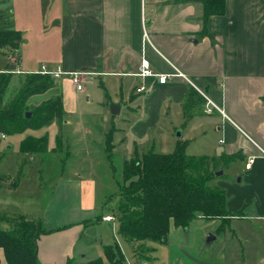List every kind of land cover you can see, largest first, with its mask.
Listing matches in <instances>:
<instances>
[{
    "label": "crops",
    "instance_id": "obj_1",
    "mask_svg": "<svg viewBox=\"0 0 264 264\" xmlns=\"http://www.w3.org/2000/svg\"><path fill=\"white\" fill-rule=\"evenodd\" d=\"M39 2L44 26L36 32L32 54L30 50L26 58H19L18 71L13 72L35 73L23 70L22 65L31 68L46 62L50 71L87 74L83 79L88 87L84 85L83 93L75 92L71 80L64 79L68 76L55 79L65 117L61 127L71 126L72 120L82 122L80 110L93 104L91 91L98 90V101H93L100 107L97 115L103 124L104 144L106 135L114 130L112 152L122 155L124 161L135 152L172 153L179 142L185 143L186 152L193 137L213 132V144L202 142L200 146L209 149L212 158L234 166L237 181L231 179L224 186L220 180L217 186L227 188V210L241 213L222 232L225 249L216 264H264V0H225V13L206 22L201 5L183 0ZM46 20L54 26L55 43L47 41L53 30ZM142 59L154 74L178 71L187 79L173 77L164 85L156 78L142 79L137 76ZM141 85L145 90L137 93ZM200 93L221 113L207 114ZM81 94L85 100L79 98ZM189 97L193 98L187 102ZM197 104L200 109L195 108ZM112 106L118 108L117 114ZM177 131L180 139L175 138ZM87 134L82 126L80 144L72 145L74 151L82 149ZM67 146L70 150L71 145ZM62 149L63 144L54 153ZM75 152L87 154V150ZM78 170L76 164L66 179L60 178L53 208L41 216L31 213L40 212L35 203L28 213L20 208L21 180L0 184V214L39 218L53 230L37 241L39 264H65L68 260L111 264L105 248L113 247L108 228L115 221L104 218L113 215L87 204L92 180L83 179ZM120 242L132 256L131 245L121 238ZM129 260L125 259L134 262ZM155 262L159 263L156 258ZM0 264H6L2 253Z\"/></svg>",
    "mask_w": 264,
    "mask_h": 264
},
{
    "label": "trees",
    "instance_id": "obj_2",
    "mask_svg": "<svg viewBox=\"0 0 264 264\" xmlns=\"http://www.w3.org/2000/svg\"><path fill=\"white\" fill-rule=\"evenodd\" d=\"M186 4H199L203 9L202 19L225 13V0H183ZM22 44L19 31L0 30V53L9 51L13 60L8 68L0 72V134L11 136L27 130L37 131L64 121L61 96L42 102L33 110L27 103L30 98L56 90L55 80L39 73L19 74V86L13 91L11 100L3 105L2 98L12 84L14 68L19 64L18 51ZM26 75V76H24ZM18 89V90H17ZM193 97H189L191 101ZM29 113L30 117H26ZM111 130L105 138V153L112 163L113 145ZM62 148L60 134L56 137L53 152ZM185 143H178L172 153H134L124 161L118 178V202L113 211L117 233L127 244L145 241L166 243L169 227L187 229L196 220L219 221L218 230L223 232L228 221L240 216L226 208L225 191L217 186L215 171L225 170L228 162L222 158L194 157L185 152ZM20 152L26 155L49 152L48 137L27 136L20 142ZM218 164L222 167L218 168ZM216 165L217 167H215ZM225 166V167H224ZM13 223L11 230H0V253L6 264H39L37 241L53 232L41 220L25 217L8 219ZM154 253L155 249L149 251ZM105 256L111 264H124V256L117 244L105 248ZM65 264H74L68 260Z\"/></svg>",
    "mask_w": 264,
    "mask_h": 264
},
{
    "label": "rangeland",
    "instance_id": "obj_3",
    "mask_svg": "<svg viewBox=\"0 0 264 264\" xmlns=\"http://www.w3.org/2000/svg\"><path fill=\"white\" fill-rule=\"evenodd\" d=\"M43 20L39 0H0V30L19 31L22 34V47L18 53L21 59L24 57L26 58L30 50H32V54L33 49L31 48L33 46V40L37 37V30L40 29L42 25L44 26ZM46 22L47 24L49 23V27L53 30L50 33L51 38L47 41H54L53 43H55L57 36L54 34V26H52V23L48 20L45 21V24ZM23 41H26V43H23ZM12 60L13 58L9 51H5L3 54L0 53V72L8 68ZM42 63L49 67L46 62ZM42 63L37 62V64L30 66L31 68H28L26 63V65H22V69H31V72L35 71L36 73L39 71ZM16 68L17 67L14 68L15 72L18 71ZM49 68H51V66ZM14 74L12 84L6 90L2 98L3 105L9 103L13 91L19 86L20 78H23V76L20 77L21 75L17 73ZM64 79L71 80L69 78ZM57 84L59 86V82ZM84 85L85 87L87 86L86 84ZM94 90L95 91H91L90 95V101H92L93 104L87 107L83 105L80 110L84 117L82 122L72 120V125L64 128L61 127V123L54 121L49 127L37 131L27 130L22 134L6 136V138L0 139V184L3 182L15 183L18 180L23 182L21 188L18 190V198L21 202L25 203L23 205L20 202V208L26 211V213L31 211V203H35L40 210V212L32 211V215L41 216L47 208H49L50 212L53 208V195L57 192L60 178L66 179L72 166L77 164L79 169L77 174L82 175L83 179L89 178L92 180L91 184H89L92 196H88L89 202L87 204L90 206L95 205L103 214L113 215V211L119 199L116 180L120 178L124 157L112 152V163H110L106 157L103 134L100 133L103 124L97 115L100 107L95 104L98 101L99 91L96 89ZM56 95L57 91L51 90L42 95L34 96L29 99L27 108L33 110L34 107L54 98ZM80 96L79 98L85 100L84 94ZM195 108L200 109V106L197 104ZM63 120H65V117ZM82 126L83 129L87 130L88 134L83 141L84 146L82 149L75 151L87 150V154H83L82 152L76 153L72 149V145L80 144L77 139L81 136ZM59 134L63 142V149L61 153H54L53 148L56 146V137ZM27 136L35 138L47 136L49 152L33 155L21 153L20 142ZM213 136L212 132V134L209 133L206 136L193 137L191 146L187 149L186 154L194 157L204 156L212 158L213 156L211 152H209L210 150H205L200 144H202V142L213 144ZM68 143L69 146L71 145L70 150L67 148ZM50 150L52 151L50 152ZM221 150H223V148H221ZM69 151L72 152V154H69ZM214 166L217 167L216 165ZM221 167L222 166L218 164V168ZM223 171V176L217 179V182L221 180L223 182L222 184L227 186L229 180L233 179L237 181L239 176H236V178L233 177L234 166L228 165ZM8 175L11 176L8 177ZM226 189L227 188L224 189L225 194L227 191ZM22 197L27 201L24 202ZM30 198L31 200H29ZM0 216H3V214H0ZM8 219L12 220L15 218L10 217ZM36 219L40 220L39 218ZM111 225L112 228H108L111 244L113 246H115L116 242L119 244L121 252L127 261H130L129 257L134 259L133 263H127L124 259V264H156L155 258L159 262L157 264H199V262L216 264L219 261L222 251L225 249V245L221 244L223 233L218 230L220 223L217 221L207 222L204 220H196L187 229L177 228L170 224L166 243L145 241L143 245L134 244L129 246L133 253L132 257L127 247L122 245L121 242L119 243L120 238L117 233V223L112 222L110 226ZM12 227V221L0 219V230L8 231L11 230ZM210 236L214 239H211L210 242L207 243ZM153 248H155V252L150 253L149 251ZM222 248L224 249L222 250ZM92 264L98 263L95 261V263Z\"/></svg>",
    "mask_w": 264,
    "mask_h": 264
},
{
    "label": "built area",
    "instance_id": "obj_4",
    "mask_svg": "<svg viewBox=\"0 0 264 264\" xmlns=\"http://www.w3.org/2000/svg\"><path fill=\"white\" fill-rule=\"evenodd\" d=\"M39 74L50 76L54 80L61 78L62 76H68L72 81V85L74 87L75 92H82L83 91V89H84V79L83 78L87 75L85 73H80V72L66 73V72H62L60 69L50 71L46 68V66L41 67ZM137 76H139L142 79L156 78V80L158 81V84H160V85H164L170 78H173V77L187 79L182 73H180L178 71H176L174 74H170V75L154 74L150 70L148 61L145 59H142L140 62V66H139ZM144 90H145V87L143 85H141L140 87H138L136 89V92L141 93ZM200 94L206 100V113L207 114H211L213 111L220 112V110L207 97H205L202 93H200ZM4 138H6V136L4 134H0V139H4ZM251 162H252V160L249 159L248 164L250 165ZM104 220L105 221H114L113 217H109V216L105 217Z\"/></svg>",
    "mask_w": 264,
    "mask_h": 264
},
{
    "label": "water",
    "instance_id": "obj_5",
    "mask_svg": "<svg viewBox=\"0 0 264 264\" xmlns=\"http://www.w3.org/2000/svg\"><path fill=\"white\" fill-rule=\"evenodd\" d=\"M111 111H112L114 114H117V113H118V108L115 107V106H112V107H111ZM26 117H27V118L30 117V114L27 113V114H26ZM175 138H176V139H180V138H181V132H180V131L176 132V134H175ZM223 174H224V171H223V170H219V171H217V172L214 173V175H215L216 178H220V177H222ZM211 239L213 240L214 238H213L212 236H210V237L208 238V240H207V243H209Z\"/></svg>",
    "mask_w": 264,
    "mask_h": 264
}]
</instances>
